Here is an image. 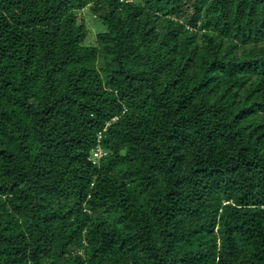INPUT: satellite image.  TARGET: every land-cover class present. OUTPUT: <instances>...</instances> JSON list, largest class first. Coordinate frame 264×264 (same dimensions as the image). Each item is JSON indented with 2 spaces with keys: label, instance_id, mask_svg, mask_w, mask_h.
Wrapping results in <instances>:
<instances>
[{
  "label": "trees",
  "instance_id": "trees-1",
  "mask_svg": "<svg viewBox=\"0 0 264 264\" xmlns=\"http://www.w3.org/2000/svg\"><path fill=\"white\" fill-rule=\"evenodd\" d=\"M0 264H264V0H0Z\"/></svg>",
  "mask_w": 264,
  "mask_h": 264
},
{
  "label": "rangeland",
  "instance_id": "rangeland-1",
  "mask_svg": "<svg viewBox=\"0 0 264 264\" xmlns=\"http://www.w3.org/2000/svg\"><path fill=\"white\" fill-rule=\"evenodd\" d=\"M87 20L90 24L89 34L85 41L86 44H92L95 41V35L98 32H103L106 30V27L100 22L93 18L92 14L88 11L86 12Z\"/></svg>",
  "mask_w": 264,
  "mask_h": 264
},
{
  "label": "built area",
  "instance_id": "built-area-1",
  "mask_svg": "<svg viewBox=\"0 0 264 264\" xmlns=\"http://www.w3.org/2000/svg\"><path fill=\"white\" fill-rule=\"evenodd\" d=\"M103 154H105L101 149H97L96 152L94 153L95 158L101 157Z\"/></svg>",
  "mask_w": 264,
  "mask_h": 264
}]
</instances>
